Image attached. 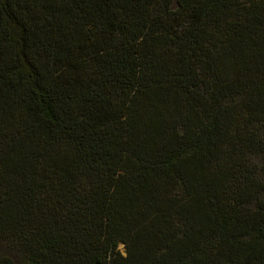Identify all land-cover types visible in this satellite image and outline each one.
<instances>
[{"label": "trees", "instance_id": "trees-1", "mask_svg": "<svg viewBox=\"0 0 264 264\" xmlns=\"http://www.w3.org/2000/svg\"><path fill=\"white\" fill-rule=\"evenodd\" d=\"M0 244L264 264V0H0Z\"/></svg>", "mask_w": 264, "mask_h": 264}, {"label": "rangeland", "instance_id": "rangeland-1", "mask_svg": "<svg viewBox=\"0 0 264 264\" xmlns=\"http://www.w3.org/2000/svg\"><path fill=\"white\" fill-rule=\"evenodd\" d=\"M253 160L257 163L258 161L260 162V160H259V158L257 157H254L253 158ZM118 248L121 250V252L123 253V254H125V247H124V244L123 243H119L118 244ZM5 252H6V249H5V247L3 246V248H2V246H1V244H0V255L1 254H5Z\"/></svg>", "mask_w": 264, "mask_h": 264}]
</instances>
